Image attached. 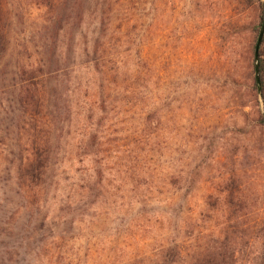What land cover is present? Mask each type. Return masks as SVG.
I'll return each mask as SVG.
<instances>
[{
    "label": "rangeland",
    "instance_id": "rangeland-1",
    "mask_svg": "<svg viewBox=\"0 0 264 264\" xmlns=\"http://www.w3.org/2000/svg\"><path fill=\"white\" fill-rule=\"evenodd\" d=\"M261 4L0 0V264H264V99L234 27Z\"/></svg>",
    "mask_w": 264,
    "mask_h": 264
},
{
    "label": "trees",
    "instance_id": "trees-1",
    "mask_svg": "<svg viewBox=\"0 0 264 264\" xmlns=\"http://www.w3.org/2000/svg\"><path fill=\"white\" fill-rule=\"evenodd\" d=\"M238 5H240L242 8L245 7L246 0H236ZM264 19V7L261 4L260 5V15L258 24L254 27H248V28H240L236 25V30L239 31V33L248 32L251 34L252 39L251 43L249 44V52L252 55H254V47L256 44L257 36L259 33L260 26ZM4 38L0 33V55L5 52L4 47ZM42 67L38 68V70H32L29 72H26L24 69L21 70L18 80L20 84V91L19 93H23L26 100V105L29 106L30 104H36L38 102V96L34 95V92H39L37 88V79L41 77L42 75ZM38 77V78H37ZM259 77H260V86L262 91V97L264 99V35L262 44L259 49ZM255 84V81H254ZM154 104H148V110L149 111L145 116L144 123L145 125H150L151 120L153 119V116L155 115V111L153 108H151ZM153 110V111H152ZM34 158L26 162L24 165L23 163L19 166V173L17 174V178L21 182L28 183L31 187L37 188L39 186H42V183L45 181V174L47 169L49 168L51 162V148L46 147L43 150L39 148H33ZM96 175H98V170L95 172ZM129 173V179L132 183L137 182L138 180L141 182L144 180L145 175H147V172H143L141 168L137 165L131 166ZM181 182V178L175 177L174 175H171L169 177V185L173 188H176ZM141 184V183H140ZM133 191V190H132ZM175 254L173 253V250H167L165 255L161 258L159 263L156 264H173L175 260ZM211 261H199L198 263L194 264H211Z\"/></svg>",
    "mask_w": 264,
    "mask_h": 264
},
{
    "label": "water",
    "instance_id": "water-1",
    "mask_svg": "<svg viewBox=\"0 0 264 264\" xmlns=\"http://www.w3.org/2000/svg\"><path fill=\"white\" fill-rule=\"evenodd\" d=\"M262 2H263V7H264V0H262ZM263 35H264V19L260 26V30L257 36L255 47H254V55H253L254 81L256 84L257 94L260 99H261V88H260V77H259V49L262 44Z\"/></svg>",
    "mask_w": 264,
    "mask_h": 264
}]
</instances>
